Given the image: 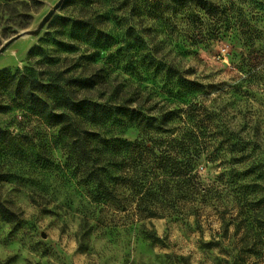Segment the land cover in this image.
Instances as JSON below:
<instances>
[{
    "label": "trees",
    "instance_id": "obj_1",
    "mask_svg": "<svg viewBox=\"0 0 264 264\" xmlns=\"http://www.w3.org/2000/svg\"><path fill=\"white\" fill-rule=\"evenodd\" d=\"M83 1L81 15L61 18V26L96 52L116 20L136 47V58L119 64L129 79L102 91L109 79L90 64L88 73L79 64L71 75L59 70L46 79L33 67L0 70V114L12 118L0 126V160L9 165L22 160L30 169L21 178L0 172V181L20 179L30 197L58 192L67 206L74 191L94 207L133 209L143 219L198 216L201 208L230 198L235 212L228 221L238 228L239 221L256 223L264 233V160L256 126H229L213 101L209 106L203 101L212 86L187 78L146 39L161 32L169 44L179 36L199 45L231 29L230 36L255 49L264 41V0ZM94 91L100 93L93 96ZM14 113H20L18 120ZM34 117L40 131H27ZM129 130L134 138L125 135ZM204 158L223 161L217 176L222 187L202 180L197 167ZM138 229L152 239L144 225Z\"/></svg>",
    "mask_w": 264,
    "mask_h": 264
},
{
    "label": "rangeland",
    "instance_id": "obj_2",
    "mask_svg": "<svg viewBox=\"0 0 264 264\" xmlns=\"http://www.w3.org/2000/svg\"><path fill=\"white\" fill-rule=\"evenodd\" d=\"M56 2L0 0V46L21 30L35 29ZM83 2L64 0L39 34L12 42L0 54V70L15 72L33 67L40 79H46L59 70L71 75L82 66L88 73L90 64L109 79L100 90L124 84L129 77L119 64L136 58V47L130 35L123 36L116 20L109 22V38L98 42L96 52L61 26V18L81 15ZM230 31L224 33L225 37L199 45L181 41L179 36L175 38L177 43L169 44L164 40L167 35L161 32L156 39L153 35L146 39L151 47L158 44L156 54L177 64L187 78L212 86L203 101L206 106L213 101V109L229 126H256L253 132L264 160V41L256 42L252 49L242 45L238 36H230ZM34 47L37 49L29 56ZM99 93L94 91L93 96ZM19 114L14 113L17 120ZM11 119L0 114V126ZM25 128L39 130L41 124L34 117ZM125 135L134 138L136 133L129 130ZM54 154L60 157L58 150ZM224 167L220 159L210 162L204 158L197 170L206 185L222 187L217 176ZM27 170L22 160L12 165L0 160L2 173L14 171L21 178ZM28 190L20 179L0 181V264H264L263 231L256 229V223L239 221L238 228L236 222L228 221V215L235 212L230 198L201 208L198 216L143 219L133 209L94 207L74 191L72 204L67 206L58 192L53 197H30ZM139 224L152 239L138 229Z\"/></svg>",
    "mask_w": 264,
    "mask_h": 264
},
{
    "label": "water",
    "instance_id": "obj_3",
    "mask_svg": "<svg viewBox=\"0 0 264 264\" xmlns=\"http://www.w3.org/2000/svg\"><path fill=\"white\" fill-rule=\"evenodd\" d=\"M64 0H57V2L52 6V8L43 16V18L38 23L35 29L21 30L17 32L15 35L8 38L1 46H0V54L15 40L31 35H37L44 27V25L50 20L55 10L61 6Z\"/></svg>",
    "mask_w": 264,
    "mask_h": 264
},
{
    "label": "bare ground",
    "instance_id": "obj_4",
    "mask_svg": "<svg viewBox=\"0 0 264 264\" xmlns=\"http://www.w3.org/2000/svg\"><path fill=\"white\" fill-rule=\"evenodd\" d=\"M26 38V37H25Z\"/></svg>",
    "mask_w": 264,
    "mask_h": 264
}]
</instances>
